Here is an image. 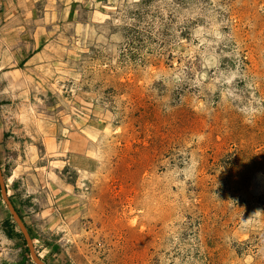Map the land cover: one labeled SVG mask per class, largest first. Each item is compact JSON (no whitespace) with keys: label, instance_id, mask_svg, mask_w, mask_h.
Here are the masks:
<instances>
[{"label":"rangeland","instance_id":"1","mask_svg":"<svg viewBox=\"0 0 264 264\" xmlns=\"http://www.w3.org/2000/svg\"><path fill=\"white\" fill-rule=\"evenodd\" d=\"M32 254L264 264V0H0V264Z\"/></svg>","mask_w":264,"mask_h":264},{"label":"water","instance_id":"2","mask_svg":"<svg viewBox=\"0 0 264 264\" xmlns=\"http://www.w3.org/2000/svg\"><path fill=\"white\" fill-rule=\"evenodd\" d=\"M10 209H11V208H10ZM11 211H12V209H11ZM14 217H15V219L17 220V222H18V224L20 225V227L23 229L22 224L19 222V220H18V218L16 217L15 214H14ZM32 255H33V254H32ZM33 258H34L35 261H37V263H39V264H43V263H41L37 258H35L34 255H33Z\"/></svg>","mask_w":264,"mask_h":264},{"label":"bare ground","instance_id":"3","mask_svg":"<svg viewBox=\"0 0 264 264\" xmlns=\"http://www.w3.org/2000/svg\"><path fill=\"white\" fill-rule=\"evenodd\" d=\"M18 75V74H17ZM16 77V76H15Z\"/></svg>","mask_w":264,"mask_h":264}]
</instances>
